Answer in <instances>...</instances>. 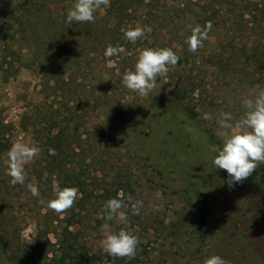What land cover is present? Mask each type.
I'll list each match as a JSON object with an SVG mask.
<instances>
[{"label":"rangeland","instance_id":"rangeland-1","mask_svg":"<svg viewBox=\"0 0 264 264\" xmlns=\"http://www.w3.org/2000/svg\"><path fill=\"white\" fill-rule=\"evenodd\" d=\"M179 2L161 0L153 7L174 24L165 27L166 22L162 25L152 19L146 25L159 29L165 39L156 41L150 34L142 48H172L178 55L182 25ZM263 2L251 0L250 5L260 8ZM51 8L59 10L57 6ZM1 14L2 11V24L5 15ZM140 22L133 24L141 26ZM5 36L3 33L0 38V52L8 49L5 55L0 54V124L10 126V131L0 135V264H27L25 252L35 246L39 235L44 240L42 234L47 233L50 242L55 243L53 234L64 229V224L55 218L65 220L72 215V230L77 233L81 251L91 264H203V259L212 255H219L231 264H264V165L230 188L227 172L213 167L215 153L211 151L212 145L222 146L216 134L220 113H231L239 120L245 112L243 100L264 90V71L260 67L248 64L246 69L252 70L253 77L247 75L244 80V57L237 58L234 69L225 73L214 70L215 57L212 63L203 59L205 91L188 93L186 103L174 104V109L152 122L150 129L140 125L139 110L149 106L156 94L160 100L163 98V103L174 98L172 89L179 84V71L168 72L166 77L171 74L176 79L171 80L172 84L166 77H158L156 88L142 97L123 86L120 66L112 57L100 58L95 64L98 74L86 70L80 75L86 77L84 86L77 87L78 78L74 79L78 83L71 86L74 100L84 96L83 104L87 103L91 109L89 115L81 114L77 132L73 133L75 123L65 121L69 123L66 135L70 141L81 137L78 141L81 147L76 151L79 155L71 158L70 167L82 173L85 185L81 186L80 196L72 207L73 214L58 215L40 203L41 199H54L58 185L51 167L46 166L50 154L43 153V141L39 139L46 135L54 139L61 134H34L33 130L43 116L53 118L58 111L65 114L63 98L67 95L63 92L67 88L45 91V82L30 58L35 43H25L17 36L7 42ZM214 38L211 35L212 44L203 46V54L200 52L199 56L209 58V54L220 52ZM135 48L133 45L129 50ZM118 99L122 103L116 107ZM106 105H112L111 110L117 108L119 113L109 116L108 125L101 127ZM186 105L197 112L196 117L186 111ZM123 112L130 119L126 125L119 123ZM156 112L160 113V108ZM65 122H50L53 132L65 130ZM88 129L90 132L84 134ZM116 129L119 132L115 133ZM136 129L138 132L134 133L132 130ZM18 141L35 144L41 150L39 157L25 166L24 185L13 184L7 174L6 156ZM29 183L37 186L39 197L28 190ZM121 192L125 200L131 196L133 201L143 203L139 215H134L129 205L123 209L126 221L109 222L112 231L123 229L138 237L133 259L111 257L102 250L103 206L109 199L119 198ZM50 250L46 252L48 258L52 256Z\"/></svg>","mask_w":264,"mask_h":264},{"label":"trees","instance_id":"trees-1","mask_svg":"<svg viewBox=\"0 0 264 264\" xmlns=\"http://www.w3.org/2000/svg\"><path fill=\"white\" fill-rule=\"evenodd\" d=\"M160 1L110 0V7L99 10L95 14L94 22H74L69 26L66 23L67 12L73 7L75 0H0L3 4L0 5V11L5 15L3 25L0 23V38L4 33L8 38L7 42L13 41L16 36L25 43L34 42L35 50L31 53L34 55H31L30 58L41 74L43 83L45 82V91L60 87L67 88L63 92L67 95L63 98L66 99L65 114L58 111L56 117L54 115L53 118L49 117L50 115L43 116L41 120H37L38 123L33 130L34 134H61V137L57 135L54 139L51 135H46L43 140L39 139V141H43L41 146L45 155H49L50 148L55 150V155L49 156L50 160L47 161L46 166L51 167V175L57 178L58 189L76 187L81 191V186L85 185L82 173L76 171L75 167L73 169L70 167L71 158L79 155L76 151L81 147V144H78L81 137L78 136L70 141L71 138L66 135L69 123L65 121L75 123L73 133L77 132L81 114L85 117L89 115L91 109L87 107V103L83 104L84 96L80 95L77 100H74L75 93L71 86L78 83L77 81L80 83L77 87L81 89L84 86L82 82L86 77L81 78L80 75L86 70L98 74L95 64L105 56L104 52L109 45L122 49L118 56L112 57V60L120 66L122 75L126 71L134 70L136 56L139 50L144 49L142 48L143 44L147 45L148 36L151 34L156 41L164 40L165 37L159 33V29L153 28L150 33H146L145 38L132 43L125 39L124 31L134 28L133 22L137 20L141 21V27L147 26V23L150 25L152 19L162 25L166 22L165 27H168L170 23L174 24L158 8L154 9ZM179 1V19H182L181 32L179 33V62L173 70L174 73L179 71V84L176 83L172 89L174 98H171L169 102L163 103V98L160 100V96L156 94L149 106H142L139 110L140 125L150 129L152 122H156L158 118L164 117L174 109V104L177 102L186 103L188 93H196L198 89L205 91L206 78L202 76L201 68L203 59L212 63V59L215 57L214 70L217 73H225L234 69L237 58L244 57L245 70L243 73L246 71L244 80L247 79V75L253 77L252 70L246 69L248 64L249 67H260L264 71V2L260 8L257 5L253 8L250 5L251 0ZM53 6H57L59 10H52ZM207 22L212 24V29L208 33L209 39L211 35H214V42L220 47V52L209 54V58L198 55L200 52L203 54L202 47L193 53L189 51L186 43L192 29L196 25L205 26ZM189 23L193 25L188 26ZM173 29L175 30L176 27ZM169 34L171 35L172 31ZM254 36L255 38H253ZM209 39L203 42V46L212 44ZM133 45L136 48L130 51L129 49ZM26 47L29 49L30 45ZM1 50L0 54L5 55L8 49ZM186 73H188L187 76ZM172 77L169 74L165 78L169 84L176 81ZM118 93H121L122 96L121 91ZM121 101V99L116 100V107L121 106ZM111 108L112 105L103 107L106 111L101 127L108 125L111 118L109 116H117L119 113L117 108L113 110ZM159 108L160 113L156 112V109L158 111ZM185 109L192 117L197 116L194 109L187 105ZM39 110L42 111V109ZM40 114L42 115L41 112ZM123 114L119 118V123L126 125L130 119L124 112ZM47 118L51 121H48ZM54 121L65 122L66 129L61 128L57 132H53L50 122ZM9 127L1 123L0 135L7 134L10 131ZM114 131L115 133L119 132L117 129ZM132 131L136 133L138 129ZM141 131L140 134H145ZM88 132H90L89 129L84 134H88ZM82 154L85 155L84 150ZM70 212L73 214L74 208L62 215H68ZM72 216L65 220H60L59 216L55 218L57 222L64 224V229L60 233L53 234L55 243L50 242L47 233L42 234L41 232L45 236L44 240L39 235L35 246L29 247V250L25 252L26 259L25 257L24 259L27 264H91L81 251L77 233L72 230ZM49 249L52 253L50 258L46 253Z\"/></svg>","mask_w":264,"mask_h":264},{"label":"clouds","instance_id":"clouds-1","mask_svg":"<svg viewBox=\"0 0 264 264\" xmlns=\"http://www.w3.org/2000/svg\"><path fill=\"white\" fill-rule=\"evenodd\" d=\"M107 7H110V0H75L73 7L67 12L66 23L71 26L74 22H94L95 14ZM211 29V22H207L205 26L196 25L186 39L189 51L195 53L203 47V42L209 39L208 33ZM151 31L150 26H136L124 31V37L136 43ZM121 51L122 49L109 45L104 55L106 58H111L118 56ZM178 62L179 56L172 48H144L138 52L134 70L123 74L122 84L129 91L146 97L156 88L157 78L166 77ZM242 103L245 112L239 120H236L231 113H220L216 134L222 140V146H211V151L215 153L212 160L213 167L227 172V184L230 188L242 183L260 165H264V90L244 99ZM40 151L35 144L19 141L13 143L6 156L7 174L13 184H25L27 179L25 166L38 158ZM49 154L55 155V150L50 148ZM27 188L34 197L40 196L34 184H27ZM54 195V199L48 201L41 199L40 203L46 209L62 215L74 206L80 193L76 187H64L56 189ZM118 195L119 198H111L103 206L105 215L102 218L105 223L101 226L104 233L102 250L111 257L133 259L139 244L138 237L123 229L118 232L112 231L109 222L126 221L127 215L123 209L129 205L133 214L139 215L143 203L140 200L133 201L131 196L125 200L122 192ZM203 264H231V261L219 255H212L205 257Z\"/></svg>","mask_w":264,"mask_h":264}]
</instances>
